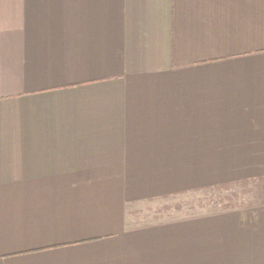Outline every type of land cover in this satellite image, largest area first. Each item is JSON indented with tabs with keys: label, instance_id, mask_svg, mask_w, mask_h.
Instances as JSON below:
<instances>
[{
	"label": "crops",
	"instance_id": "crops-1",
	"mask_svg": "<svg viewBox=\"0 0 264 264\" xmlns=\"http://www.w3.org/2000/svg\"><path fill=\"white\" fill-rule=\"evenodd\" d=\"M0 264H264V0H0Z\"/></svg>",
	"mask_w": 264,
	"mask_h": 264
}]
</instances>
